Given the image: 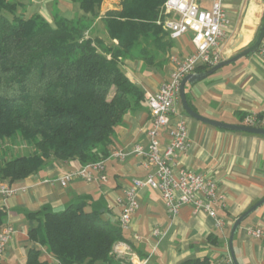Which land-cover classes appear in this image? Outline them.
Returning <instances> with one entry per match:
<instances>
[{"label": "crops", "instance_id": "0c3cea01", "mask_svg": "<svg viewBox=\"0 0 264 264\" xmlns=\"http://www.w3.org/2000/svg\"><path fill=\"white\" fill-rule=\"evenodd\" d=\"M47 1L53 21L55 16L67 20L91 16L75 9V4L78 5L76 0H32L31 3L43 5ZM252 2L255 5L250 9ZM223 5L228 19L223 47V60H226L256 39L264 1L224 0ZM117 7L118 0H103L91 26L101 20L106 11ZM240 35L242 41L236 45ZM111 43L116 44V40ZM194 51L192 35L187 33L172 40L170 49L152 64L130 58H123L121 62L126 76L144 92L146 98L168 79L173 67L172 57L182 59ZM184 92L188 105L208 119L242 125L243 118L249 114H261L264 118V60L257 53L244 56L195 84L187 83ZM185 121L190 146L177 159L174 171L187 169L208 173L216 180L219 190L226 197L225 209L216 208L217 215L225 222L223 229L218 230L214 219L206 213L194 214L190 205L182 206L179 213L171 217L158 191L143 187L138 189L139 207L132 216L131 226L124 231L128 242L116 244L111 254L112 262L102 264L128 262L126 246L138 258L147 259V264H184L188 260L204 257H209L211 264H232L228 254L231 225L239 215L264 197V136L218 128L188 115ZM149 125L150 114L144 100L128 111L114 128L111 150L128 152L136 144L147 150ZM166 135L164 131L159 138L161 146ZM9 146L0 149V162L31 151L20 152L13 149L15 146ZM141 163L142 157L133 154L122 161L107 158L104 161L105 182L89 183L73 178L62 185L58 179L69 171L79 169L81 164L77 160L51 158L41 170L23 179L13 182L0 180V183H8L18 189L9 197L0 195V209L6 212L0 228L11 225L15 230L0 263L24 264L27 250L36 246L28 238V230L35 225L27 217L29 213L58 212L69 204L84 201L88 210H96L105 219L118 223L116 200L123 196V190L134 179L145 177L147 171ZM250 226L264 228V205L241 223L233 238L238 264H264V244L246 234V228ZM37 247L42 252L41 260L58 264L42 247Z\"/></svg>", "mask_w": 264, "mask_h": 264}, {"label": "trees", "instance_id": "16d2710c", "mask_svg": "<svg viewBox=\"0 0 264 264\" xmlns=\"http://www.w3.org/2000/svg\"><path fill=\"white\" fill-rule=\"evenodd\" d=\"M76 1L90 21L55 16L52 26L39 14L18 13L23 3L0 0V147L15 138L31 147L0 162V180L23 179L51 158L81 166L107 159L114 128L145 100L121 60L152 64L172 46L156 23L165 0H118L100 18L109 41H117L109 45L84 35L103 0ZM5 215L1 208L0 226ZM27 217L35 222L28 238L36 246L27 250L24 264H50L37 246L58 264L108 263L114 245L128 242L118 223L88 210L84 201ZM184 264L211 262L204 257Z\"/></svg>", "mask_w": 264, "mask_h": 264}, {"label": "built area", "instance_id": "2783aa9c", "mask_svg": "<svg viewBox=\"0 0 264 264\" xmlns=\"http://www.w3.org/2000/svg\"><path fill=\"white\" fill-rule=\"evenodd\" d=\"M223 1L165 0L161 7L156 23L162 26L171 40L191 33L195 51L182 59L172 57L173 67L168 79L154 94L145 98L150 114L147 150L136 144L128 152L114 150L108 156L120 161L130 154L142 157L141 165L147 171L143 179H134L123 190V196L116 200L115 204L119 207L118 224L122 231L131 226L132 216L139 207L138 189L143 187L158 191L171 217L176 216L182 206L190 205L194 214L203 212L213 218L218 230H222L225 225L224 220L217 215L216 208L225 209L226 197L219 190L216 180L208 173H195L187 169L174 171L177 159L190 146L185 118L176 111L180 82L184 76L196 73L198 67H212L223 60L225 27L228 23ZM256 53L264 60L262 44ZM242 125L264 128V118L261 114H249L243 118ZM164 131L167 135L161 146L159 138ZM104 161L82 165L75 171L67 172L58 181L62 185L73 178L89 183L105 182ZM17 190L8 183H0L2 197H9ZM154 232L158 233L157 230ZM14 234L15 230L11 225L0 228V260ZM246 234L264 244L263 227L250 226L246 228ZM126 249L129 260L125 264L148 263L147 259H140L130 253L129 247L126 246Z\"/></svg>", "mask_w": 264, "mask_h": 264}, {"label": "water", "instance_id": "95a60500", "mask_svg": "<svg viewBox=\"0 0 264 264\" xmlns=\"http://www.w3.org/2000/svg\"><path fill=\"white\" fill-rule=\"evenodd\" d=\"M254 5H255V3L252 2L250 5V9L254 8ZM263 39H264V11H263V15H262L261 26L259 28L256 39L254 40V42L250 46L246 47L245 49H243L239 53L235 54L231 58L226 59V60H222L220 63L210 67L208 70H206L204 72H196V73L188 74L182 78V80L180 82L179 99H180L181 106H182V109L184 110V112L189 117H192V118L199 120L203 123H206V124L218 127V128H222V129H226V130H230V131H239V132H245V133L264 136V128H256V127H249V126H244V125L228 124V123L208 119V118H205V117L199 115L188 105L186 97H185V92H184V87L187 83L188 84H195L196 82L207 78L208 76H210L211 74H213L217 70L221 69L222 67L229 65V64H232L244 56L254 54L255 52H257V50L260 47ZM241 41H242V35L239 36L238 41L236 42V45H238ZM263 205H264V197H262L259 201L254 203L251 207H249L245 212H243L241 215H239L235 219V221L232 223L231 228H230V232H229V237H228V249H229V254H230V259H231L232 264H238L237 259H236L235 254H234V250H233L234 235L236 234L241 223L245 219H247L253 212H255L258 208H260Z\"/></svg>", "mask_w": 264, "mask_h": 264}, {"label": "rangeland", "instance_id": "374dc122", "mask_svg": "<svg viewBox=\"0 0 264 264\" xmlns=\"http://www.w3.org/2000/svg\"><path fill=\"white\" fill-rule=\"evenodd\" d=\"M16 1L23 3V6H19L18 13L22 12L25 17H29L32 14L40 13V14H42V16H44V18L46 20H48V22L51 23L52 26L54 25V21L52 20L53 17L51 15L50 8H49L50 3L48 1L46 3L43 2L42 3L43 5H41V3H38V4L31 3L28 0H16ZM39 1H43V0H39ZM59 2H60V0H59ZM75 9L77 11H79L77 3L75 4ZM91 18H92V16H88L86 21L89 22ZM103 29H104L103 23L101 22V20H98L94 26L90 25L88 27L87 30L90 32H88L87 35L86 34H84V35H85V37L98 38V39L102 40L106 45H109L111 42L109 41L107 36L104 34ZM116 43H117V41H116ZM261 44H263V41ZM136 51H134V52L136 53ZM176 108H178V111H177L178 113L179 112L182 113L184 118H187V114L181 110L182 109L181 102H178ZM7 145H10L11 148H13L15 146L13 149H16V151L20 150V152L31 150V147L24 146L25 145L24 142H22L19 138H15L13 140H8L7 144L5 145V143H4V147H0V149L6 148ZM10 146L8 148H10ZM228 254H229V250H228Z\"/></svg>", "mask_w": 264, "mask_h": 264}]
</instances>
